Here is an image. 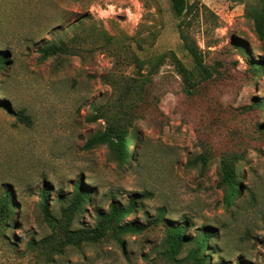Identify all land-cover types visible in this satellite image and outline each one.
I'll return each instance as SVG.
<instances>
[{"label": "rangeland", "instance_id": "obj_1", "mask_svg": "<svg viewBox=\"0 0 264 264\" xmlns=\"http://www.w3.org/2000/svg\"><path fill=\"white\" fill-rule=\"evenodd\" d=\"M186 1L176 18L167 0H0V195L9 188L15 203V225L0 223V264H193L187 254L206 227L215 232L209 264H264V34L252 20L259 5ZM181 34L212 73L191 91L171 59L192 69ZM53 44L64 53L44 57ZM113 126L130 133L124 162L105 144L86 145ZM199 155L208 156L204 169L188 165ZM223 158L240 184L229 205L217 186ZM77 178L94 193L68 223ZM133 194L121 223L142 232L122 235V245L110 231L61 245L65 221L69 231L91 232L97 211L113 200L123 207ZM185 219L187 243L171 258L167 228Z\"/></svg>", "mask_w": 264, "mask_h": 264}, {"label": "trees", "instance_id": "obj_2", "mask_svg": "<svg viewBox=\"0 0 264 264\" xmlns=\"http://www.w3.org/2000/svg\"><path fill=\"white\" fill-rule=\"evenodd\" d=\"M170 6L171 13L176 18H180L185 11L187 10V1L186 0H167ZM259 7L252 14L253 26L255 32L262 36L264 34V0H256ZM180 27V25H178ZM181 40L183 47L186 50L187 54L192 60V69H188L180 59H178L173 53H171V59L175 70L182 77V80L188 91H191L197 87V85L203 81H207L212 77L210 69L204 64L202 53L198 50L197 47L188 43V39L185 35L181 34ZM241 51L244 49V46H237ZM44 53V57L48 55H53L57 52L64 53L61 48L55 47L54 44L50 45L41 50ZM157 59H161L158 57ZM7 56L5 53L0 54V68L6 65ZM261 67L260 63H254V71H258V68ZM134 89V86L130 84L128 87H124L121 91V102L125 104L128 100L130 91ZM125 102V103H124ZM258 105L262 110H264V97L258 102ZM1 108L3 106L0 105ZM17 115L18 120L22 122H28V117L23 113L14 114ZM98 119L97 116H93L91 121ZM126 134L130 133L120 130L119 127H109L104 133L95 135L87 142V146L91 143H101L105 144L107 148L113 151L119 160V162H124L130 158L129 142L126 140ZM139 139L138 135L131 136V139ZM208 160L207 155H199L192 162H188V165L199 163L201 168L204 169ZM192 163V164H191ZM219 181L218 187H225L223 204L229 205L233 200L237 199L240 194V184L236 180V173L234 170L233 160L223 158L220 160L219 167ZM93 191H89L82 184V179L77 178L76 182L73 185L71 198L68 200V204L64 209V214L68 220V223L71 222V218L79 213L83 205L90 201L89 197L93 195ZM11 191L9 188L3 190L2 195H0V219L1 224L4 229H8L15 224H11V215L15 203L10 198ZM136 194H133L131 199L126 203L125 206H119L114 200L110 202L107 212L97 211L96 212V224L91 232L87 231L88 229H79L74 231H69V225L65 221L61 225L64 234V240L61 245H74L75 247L83 242H95L96 239L102 238L105 236L106 231H110L113 234L115 241L120 245L122 242L120 237L125 234H136L143 231L142 226L135 225L133 223H121L123 218L130 214L136 203ZM40 204L43 213L48 215V191L46 188H41L39 191ZM67 223V224H66ZM189 220L185 219L182 223L176 224L175 226H170L167 228L165 235V244L167 246V253H169L171 258H174L178 255L181 247L187 243V237L184 235L185 230L188 227ZM191 226V224H189ZM215 232L213 229L206 227L201 230V232L194 239V247L189 250L187 256L192 259L193 264H209L210 253H207L209 249L207 247L210 243V239H214ZM30 245H33L34 242L30 241ZM61 245H56L55 250H58ZM222 262L223 259H218ZM237 264H241L238 262Z\"/></svg>", "mask_w": 264, "mask_h": 264}]
</instances>
